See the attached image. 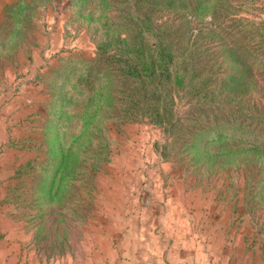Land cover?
<instances>
[{
    "label": "rangeland",
    "instance_id": "374dc122",
    "mask_svg": "<svg viewBox=\"0 0 264 264\" xmlns=\"http://www.w3.org/2000/svg\"><path fill=\"white\" fill-rule=\"evenodd\" d=\"M142 2L184 77L170 131L118 118L95 48L124 5L0 0L5 264H52L57 234L72 264H264V138L243 117L264 113V0Z\"/></svg>",
    "mask_w": 264,
    "mask_h": 264
},
{
    "label": "trees",
    "instance_id": "16d2710c",
    "mask_svg": "<svg viewBox=\"0 0 264 264\" xmlns=\"http://www.w3.org/2000/svg\"><path fill=\"white\" fill-rule=\"evenodd\" d=\"M140 2L141 0H101L103 5L114 3L116 6H124L116 8L110 23L107 22L108 27L117 28L121 33L115 34L110 41L99 44L95 48V55L98 57L106 53L105 58L112 61L119 72L122 87L119 91V103L123 111L118 118L122 120V124L145 123L170 131L176 120L171 108L184 77L172 73L175 56L166 27L155 23L150 15L151 9ZM253 25L256 26V31H264L258 23ZM243 117L260 124L258 133L264 138V113H246ZM248 150L264 155V144L255 145Z\"/></svg>",
    "mask_w": 264,
    "mask_h": 264
},
{
    "label": "crops",
    "instance_id": "0c3cea01",
    "mask_svg": "<svg viewBox=\"0 0 264 264\" xmlns=\"http://www.w3.org/2000/svg\"><path fill=\"white\" fill-rule=\"evenodd\" d=\"M57 223H55L56 225ZM73 226V225H72ZM79 229V228H78ZM79 232H80V229H79ZM79 234H77L76 237H78ZM55 246H54V250H53V253H52V257H54V261L52 264H72V261H71V250L69 249H65V248H62L61 245L59 243H61V236L60 235H55ZM23 238V236H21V239ZM68 241L71 245L72 243V240H71V236L68 237ZM33 252V251H32ZM86 252V250H85ZM85 252H80L79 253V256L78 257H84L83 258V261L80 260L78 261L77 264H87L86 262V259H87V255ZM0 264H5L2 260V254L0 253ZM21 264H23V262H21Z\"/></svg>",
    "mask_w": 264,
    "mask_h": 264
}]
</instances>
